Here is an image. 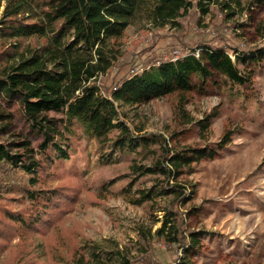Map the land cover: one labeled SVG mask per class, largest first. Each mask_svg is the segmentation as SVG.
Returning a JSON list of instances; mask_svg holds the SVG:
<instances>
[{"label": "trees", "instance_id": "16d2710c", "mask_svg": "<svg viewBox=\"0 0 264 264\" xmlns=\"http://www.w3.org/2000/svg\"><path fill=\"white\" fill-rule=\"evenodd\" d=\"M194 5L193 0H0V101L18 105L42 136L39 153L28 139L13 138L14 115L0 107V171L29 175L19 188L24 192L21 208L0 206V262L132 264L128 247L110 241L111 253L103 256L100 243L78 241V224L66 226L84 193L96 203L112 196L107 187L88 191L84 176L63 165L72 158V138L83 133L97 141L103 163L130 159L135 177L120 195L132 205L147 204L152 218L149 227L138 228L139 236L175 248L177 256L164 264H199L207 239L213 238L203 227L188 226L200 222L201 212L190 205L197 186L187 180L202 163L230 148L233 130L210 143L219 112L195 120L186 109L189 95L210 96L224 88L245 97L264 68V47L205 42L201 49L186 48L142 72L131 70L113 88L98 85L118 61L129 26L139 20L158 27L177 24ZM211 5L220 6L227 22L246 11L238 12L243 0L196 3L203 16ZM248 6H264V0H249ZM176 94L175 119L179 125L196 124L199 140L207 143L181 144L173 134L172 145L162 134L134 130L117 106L137 107ZM146 178L150 186L139 184ZM256 245L264 247L263 237ZM147 262L158 264L152 258Z\"/></svg>", "mask_w": 264, "mask_h": 264}, {"label": "rangeland", "instance_id": "374dc122", "mask_svg": "<svg viewBox=\"0 0 264 264\" xmlns=\"http://www.w3.org/2000/svg\"><path fill=\"white\" fill-rule=\"evenodd\" d=\"M197 1L193 0L195 5L177 24L158 27L139 20L129 26L120 45L118 61L113 69L99 77L98 85L113 88L131 70L142 72L161 58L179 56L186 48L201 49L205 42L264 47V6L248 9L249 0H243L238 12L241 14L243 7L246 11L227 22L220 6L211 5L210 13L203 16ZM257 77L256 86L245 97L237 90L230 93L224 88L210 96L189 95L186 109L195 120L213 110L219 112L212 123L210 143L219 141L226 130H233L230 148L218 159L202 163L187 180L197 186L196 199L190 205L201 212L200 222L193 221L188 226L203 227L213 238L207 239V249L198 257L199 264H264V247L256 245L259 237L264 239V68ZM179 97L176 94L137 107H122L119 102L117 106L134 130L143 127L144 132L162 134L172 145L173 134H176L174 141L181 144L207 143L199 140L196 124L179 125L175 119ZM0 107L14 115L11 131L16 136L13 138L28 139L39 153L41 133L31 126L18 105L8 107L0 101ZM70 152L72 158L63 165L84 176L88 191L96 193L107 187L112 193L99 203L83 194V200L66 223V226L79 225L78 241L100 243L104 246L103 256L111 253L110 241L128 247L132 264H149V258L158 264L173 260L178 254L175 248L168 250L162 241H145L138 234V228H147L152 222L149 206L132 205L120 195L122 188L135 177L129 169L130 159L103 163L97 154V141L83 133L72 138ZM28 178L22 170L0 171V206L21 208L24 192L19 188ZM111 181L116 182L111 186ZM139 184L150 186L151 181L146 178ZM159 226L160 223L154 225L153 233Z\"/></svg>", "mask_w": 264, "mask_h": 264}]
</instances>
